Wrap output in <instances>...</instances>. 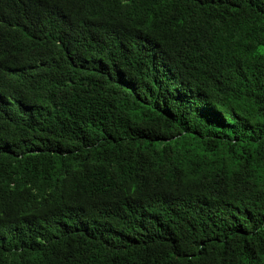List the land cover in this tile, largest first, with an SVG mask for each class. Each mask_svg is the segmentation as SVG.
<instances>
[{
	"label": "trees",
	"instance_id": "1",
	"mask_svg": "<svg viewBox=\"0 0 264 264\" xmlns=\"http://www.w3.org/2000/svg\"><path fill=\"white\" fill-rule=\"evenodd\" d=\"M0 264H264V0H0Z\"/></svg>",
	"mask_w": 264,
	"mask_h": 264
}]
</instances>
